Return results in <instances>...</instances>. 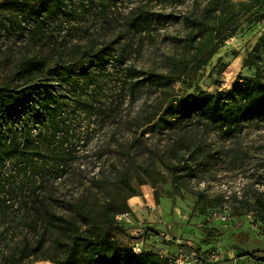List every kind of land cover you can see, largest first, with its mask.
<instances>
[{
  "label": "rangeland",
  "instance_id": "rangeland-1",
  "mask_svg": "<svg viewBox=\"0 0 264 264\" xmlns=\"http://www.w3.org/2000/svg\"><path fill=\"white\" fill-rule=\"evenodd\" d=\"M13 1L0 0V18ZM73 1L77 20H66L79 24L82 31L68 37L69 43L83 44L90 39L101 48L104 43L119 42L107 65L111 75L104 89L105 95L120 102L122 116L113 121L114 126L125 122L127 116L165 108L173 98L192 100L200 91L215 94L230 89L240 75H255V70L245 67V62L264 35V20L253 23L249 18L259 9L264 10V2L249 12L250 0H223L219 11L206 13L210 0H122L106 11L98 9V1L92 6ZM29 4L34 5L35 0ZM66 20L49 19L56 36H65L69 25ZM220 30L221 39L226 40L218 44L206 64L204 60L217 45L219 40L215 36ZM11 36L0 34L1 73V62L8 57L13 62L18 54L19 46ZM117 61L124 62V66L114 69ZM126 66L135 68L137 73L173 76L176 81L159 89H140L135 98L128 87L117 95ZM185 66H189L187 71ZM184 128L170 132L155 127L133 134L134 129L129 135L127 131L121 139L129 146L140 145L144 153H132L131 160L119 155L115 144L112 145L106 170L109 181L97 185L92 197L94 209L111 204L116 208L128 206L127 213L115 217V229L110 236L121 247L132 249L139 244L143 250L158 254L162 249L174 254L178 247L197 254L198 248H218L226 242L242 253L258 252L264 256V213L255 200L264 194V123L260 127L247 126L234 138L221 135L211 125L191 127L187 135ZM104 133L91 138L90 146H96ZM78 163L84 170V164L91 167L95 160L80 159ZM185 163L196 168L179 172ZM124 178L131 187L121 184ZM61 190L71 193V189ZM9 211V215L0 217V232H4L0 235V262L3 252L10 254L24 239L34 246L43 232L41 250L21 264H55L54 260L63 259L67 239L59 238L49 225L47 229L37 226L40 232L29 228L28 220L23 219V208ZM79 224L83 231L89 228L81 220ZM208 230H214L217 242L203 245ZM242 260L241 264H259L248 258Z\"/></svg>",
  "mask_w": 264,
  "mask_h": 264
},
{
  "label": "trees",
  "instance_id": "trees-1",
  "mask_svg": "<svg viewBox=\"0 0 264 264\" xmlns=\"http://www.w3.org/2000/svg\"><path fill=\"white\" fill-rule=\"evenodd\" d=\"M29 1L33 0L11 2L0 18V34L11 38L13 35L19 46L13 62L9 57L1 62L4 72L0 71V217L9 215L14 207L23 208V219L28 220L29 228L40 232L37 226L47 229L49 225L58 232L59 238L67 239L64 257L54 260L55 264H170L158 253L142 250L137 254L116 243L110 236L115 229V217L127 213L128 206L116 208L111 204V207L94 209L93 190L109 181L106 170L113 144L118 154L127 156V160L132 159V153L144 154L140 145L129 146L121 139L127 131L129 135L134 129L133 134H136L140 129L145 133L148 128L161 127L173 132L185 127L183 132L187 135L191 127L211 125L221 135L234 138L247 126L260 127L264 123V35L245 62V67L255 70L252 78L240 75L230 89L215 94L200 91L192 100L173 98L165 108L156 107L146 114L127 116L125 122L114 126L113 121L122 116L120 102H116V97L105 95L104 89L111 75L107 65L119 42L104 43L101 48L90 39L83 44H71L67 38L82 31L79 24L73 25L77 20L74 1L35 0L34 5ZM78 1L84 6L98 1L100 11L122 2ZM222 1L210 0L206 13L219 11ZM263 2L250 0L249 12ZM53 18L74 19L73 24L66 20L69 25L65 36L58 35L60 41L49 23ZM249 19L260 23L264 20V10L252 13ZM221 31L215 36L219 40L217 45L207 53L206 64L218 44L226 40L221 39ZM124 64L117 61L113 68H122ZM188 68L185 66L184 71ZM122 75L117 95L128 87L134 98L140 89H159L176 81L165 74L137 73L131 66H126ZM103 131L104 138L98 139L96 146H90L91 138ZM91 158L95 164L87 168L84 164L83 170L78 161ZM48 165L50 169L46 168ZM195 168L185 163L179 172H192ZM86 173L90 175L84 176ZM121 184L131 187L126 178ZM62 188L71 189V193H62ZM255 200L264 213V194ZM57 207L62 210H56ZM79 220L89 228L81 230ZM3 233L2 230L0 235ZM42 236L34 246L24 239L10 254L3 252L0 264H21L34 256L43 246ZM215 241L214 230H208L202 244ZM201 251L198 248L197 254ZM258 254L246 252L243 256L264 263V258H259Z\"/></svg>",
  "mask_w": 264,
  "mask_h": 264
},
{
  "label": "built area",
  "instance_id": "built-area-1",
  "mask_svg": "<svg viewBox=\"0 0 264 264\" xmlns=\"http://www.w3.org/2000/svg\"><path fill=\"white\" fill-rule=\"evenodd\" d=\"M132 249L137 254L141 253L143 250L139 244L133 246ZM159 254L161 257L167 258L170 264H202L204 260L217 261L219 259V254L214 251L206 253V256L204 255L205 257H202L191 251H184L183 249H181V247H178L174 254H169L167 250L163 249L160 251Z\"/></svg>",
  "mask_w": 264,
  "mask_h": 264
},
{
  "label": "crops",
  "instance_id": "crops-1",
  "mask_svg": "<svg viewBox=\"0 0 264 264\" xmlns=\"http://www.w3.org/2000/svg\"><path fill=\"white\" fill-rule=\"evenodd\" d=\"M214 249H218L217 253L219 254V259L217 261H206V260H204V262L202 264H241L243 261L242 260L243 258L251 259L249 257L243 256L244 253H242L238 247L228 246L226 244V242L221 244L218 248H210L207 250H202L201 255L204 256L207 252L210 253ZM257 256L259 258H264V256H261V254H258ZM255 262L259 263V264H264V263H260L258 261H255Z\"/></svg>",
  "mask_w": 264,
  "mask_h": 264
}]
</instances>
